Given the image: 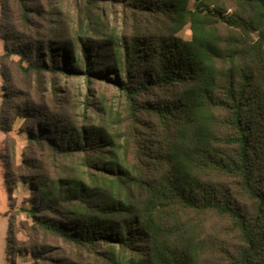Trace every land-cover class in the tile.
<instances>
[{"label":"trees","instance_id":"1","mask_svg":"<svg viewBox=\"0 0 264 264\" xmlns=\"http://www.w3.org/2000/svg\"><path fill=\"white\" fill-rule=\"evenodd\" d=\"M80 1L76 37L55 35L32 61L26 45L0 56L109 82L125 99L115 115L125 124L114 131L112 114L81 113L79 123L16 110L37 121L29 141L79 157L43 181L29 210L92 259L61 264H212L215 253L264 264V0ZM105 3L122 8L131 34L99 29ZM187 24L190 39L178 34ZM157 93V102L144 99ZM209 215L228 222L233 246L211 235Z\"/></svg>","mask_w":264,"mask_h":264},{"label":"rangeland","instance_id":"2","mask_svg":"<svg viewBox=\"0 0 264 264\" xmlns=\"http://www.w3.org/2000/svg\"><path fill=\"white\" fill-rule=\"evenodd\" d=\"M193 3L191 0V7ZM84 6L80 0H0V56L26 45L35 49L31 48L33 53L29 54L32 61L35 51L41 55L45 44L55 35L63 41L76 37L81 21L86 19ZM23 10H26V16ZM103 10L100 30L131 34L132 22L124 16L119 5L105 3ZM178 34L190 39V25L187 24ZM27 64L16 52L0 58V264L92 261L78 247L33 222L29 210L38 203L43 181L50 183L67 174L79 157L56 156L44 142L29 141L28 131L35 129L37 132V121L19 116L16 110L29 105L32 111H43L56 120L74 118L79 123L83 122L81 113L96 120L112 114L113 118L108 121L114 120V131L125 124L115 116L124 111L125 99L122 92L109 82L97 78L87 81L59 71L26 70ZM161 93L144 99L157 102L163 96ZM206 218L211 235L226 238L231 246L236 243L235 233L227 221L214 215ZM214 255L212 264H228L220 260V254Z\"/></svg>","mask_w":264,"mask_h":264}]
</instances>
